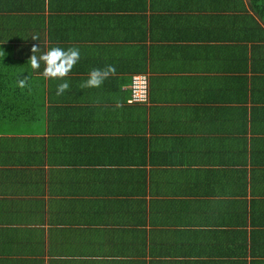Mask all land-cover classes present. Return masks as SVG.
Returning <instances> with one entry per match:
<instances>
[{"label":"crops","instance_id":"obj_1","mask_svg":"<svg viewBox=\"0 0 264 264\" xmlns=\"http://www.w3.org/2000/svg\"><path fill=\"white\" fill-rule=\"evenodd\" d=\"M249 17V0H0V61L26 65L0 83V264H264V65L250 51L264 36ZM34 45L80 59L45 78ZM136 74L145 102L129 99ZM235 159L242 182L223 186Z\"/></svg>","mask_w":264,"mask_h":264},{"label":"clouds","instance_id":"obj_2","mask_svg":"<svg viewBox=\"0 0 264 264\" xmlns=\"http://www.w3.org/2000/svg\"><path fill=\"white\" fill-rule=\"evenodd\" d=\"M32 39L38 40V37L33 35ZM37 50L38 47L34 45L31 50L32 54L28 58V61H30V65L33 69H38L40 67V63L43 62L45 67L42 74L45 78L61 79L65 77L80 59V51L76 47L62 48L60 46H51L47 49V51L41 53L39 56L35 55ZM113 71L114 69L111 67H109L107 70L92 69L88 74V78L81 84V87H99L103 80L108 76L109 72ZM18 83L19 86L23 87L25 81L21 79ZM68 87V82L64 80L58 84L56 94H62L68 89Z\"/></svg>","mask_w":264,"mask_h":264},{"label":"trees","instance_id":"obj_3","mask_svg":"<svg viewBox=\"0 0 264 264\" xmlns=\"http://www.w3.org/2000/svg\"><path fill=\"white\" fill-rule=\"evenodd\" d=\"M250 2V7L252 8V12L254 13L255 18L249 17L248 22H246L249 26H252L253 29L256 30V32H259L263 34L264 36V0H249ZM249 26H245L244 29L236 34V41H239L241 36L243 35V32H245ZM264 41V37H259L256 38L253 44L251 45V68L255 67L258 64L264 65V44L261 45L258 43L259 41ZM235 42V40H232ZM262 46V47H261ZM12 48V45H7V49ZM262 52V56H261ZM25 61H20L18 63H15L14 65L5 63L4 60L0 61V83L3 84V88L6 85L11 84V78H13V75H17L20 77V75L24 74V69L23 67L26 66ZM30 63V62H29ZM27 74V73H26ZM25 74V75H26ZM10 78V79H9ZM264 126V125H263ZM260 127L259 129H254L253 132L254 134L260 133L264 128ZM263 128V129H262ZM262 129V130H261ZM257 138V137H254ZM241 159H235V167L229 170L228 174H224L222 178H220V182L223 186L226 185L225 181L230 183L232 181L231 177H233L232 183H241L242 178L240 174V169L243 166V163L240 161ZM174 163V162H172ZM236 166H238L239 172H237ZM197 175H200L197 173ZM171 176H166V182H168V179ZM209 177V176H207ZM178 180V179H177ZM212 181V180H211ZM260 193V191H258ZM225 208L223 209V211ZM222 211V213H223ZM223 217L229 216V213H223Z\"/></svg>","mask_w":264,"mask_h":264},{"label":"built area","instance_id":"obj_4","mask_svg":"<svg viewBox=\"0 0 264 264\" xmlns=\"http://www.w3.org/2000/svg\"><path fill=\"white\" fill-rule=\"evenodd\" d=\"M147 78L145 75H134L130 84V102L147 100Z\"/></svg>","mask_w":264,"mask_h":264}]
</instances>
